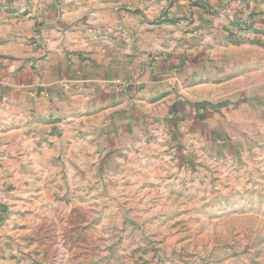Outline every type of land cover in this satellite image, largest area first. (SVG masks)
<instances>
[{
	"label": "crops",
	"instance_id": "0c3cea01",
	"mask_svg": "<svg viewBox=\"0 0 264 264\" xmlns=\"http://www.w3.org/2000/svg\"><path fill=\"white\" fill-rule=\"evenodd\" d=\"M112 1L0 0V166L40 174L162 135L264 143V0H177L161 25Z\"/></svg>",
	"mask_w": 264,
	"mask_h": 264
},
{
	"label": "rangeland",
	"instance_id": "374dc122",
	"mask_svg": "<svg viewBox=\"0 0 264 264\" xmlns=\"http://www.w3.org/2000/svg\"><path fill=\"white\" fill-rule=\"evenodd\" d=\"M175 1L114 4L161 25ZM161 137L110 160L55 156L41 175L0 166V264H264V143Z\"/></svg>",
	"mask_w": 264,
	"mask_h": 264
}]
</instances>
